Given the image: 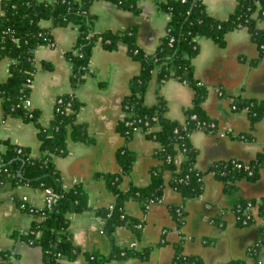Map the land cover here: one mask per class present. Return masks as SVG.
<instances>
[{
    "label": "crops",
    "instance_id": "0c3cea01",
    "mask_svg": "<svg viewBox=\"0 0 264 264\" xmlns=\"http://www.w3.org/2000/svg\"><path fill=\"white\" fill-rule=\"evenodd\" d=\"M208 12L215 18L225 19L236 7L237 0H204ZM139 10H125L109 0H93L91 10L96 14L93 22L95 30L122 29L130 24L137 26V38L141 49L151 53L165 32L169 13L158 7L156 0L138 1ZM3 13L0 1V14ZM47 26L48 20L40 21ZM53 44L37 46L35 59L52 62L50 69H37L34 73L32 89L28 98L31 107L40 111L39 124L45 126L52 119L54 99L59 93L71 90L69 84L70 62L64 53L74 44L77 28L66 26L51 28ZM199 51L193 58V75L207 88L203 107L213 119L215 131L197 129L190 135L192 146L198 149L195 166L205 170L212 161L237 158L249 161L257 156L264 144V118L249 122L245 109H233L235 97L264 99V55L255 63L251 59L258 55L256 43L245 28H235L226 35V44L216 46L204 36L195 37ZM123 42L116 49L107 50L96 44L92 47L89 70L85 79L73 89L82 102L77 118L83 121L94 141L67 139L66 155H56L54 164L60 176L69 187L80 182L88 193L89 208L68 215L69 231L72 240L81 250L65 264H87L85 251H110L112 240L102 230L101 216L96 209L113 202V194L106 188L103 179L93 178L95 171L118 172L115 152L124 144V137L115 130L116 122L123 115L122 96L128 93L129 79L140 70L139 62L131 58ZM14 60L0 58V80L10 73ZM157 68L143 94L146 104H154L157 90L165 99V116L182 121L185 108L192 105L193 89L174 77L157 83ZM0 136L29 146L31 155H39L37 127L33 122L12 115H4L0 97ZM135 152L132 169L124 175L119 186L126 189L130 183L144 186L149 181L148 170L157 163L153 148L157 142L142 133L135 132L126 143ZM181 155H178V161ZM236 187L225 191L221 180L211 172L203 174V190L195 198L183 199L180 193L166 184L160 201L153 203L145 212L135 199L125 202V211L139 218L142 224L141 235L121 224L114 229L113 242L116 246H127L142 250L148 244L153 246L146 257L128 256L112 259L107 264H171L175 242L181 241L183 251L199 254L203 264H231L238 259L242 264H255L246 254L249 244L261 239L264 229L259 230L261 218L254 209V219L246 226L236 225L232 209L234 201L240 198H258L264 195V170H259L255 179L241 178L235 181ZM26 196L27 201L36 207L45 206L44 191L29 184L0 186V264H43L42 252L38 245L19 237L30 231L33 215L22 210L13 195ZM182 203L185 218L181 226L174 222L168 205ZM222 225H217L213 220ZM207 240V241H206ZM263 264V263H261Z\"/></svg>",
    "mask_w": 264,
    "mask_h": 264
},
{
    "label": "trees",
    "instance_id": "16d2710c",
    "mask_svg": "<svg viewBox=\"0 0 264 264\" xmlns=\"http://www.w3.org/2000/svg\"><path fill=\"white\" fill-rule=\"evenodd\" d=\"M0 1L3 10L0 14V58L10 57L14 60L7 78L0 80L3 113L33 122L37 127L40 151L39 155L33 156L29 146L0 136V186L8 183L12 186L29 184L42 191L51 188L57 194L51 205L45 203L41 208L17 193L13 195L17 205L34 217L30 231L19 237L39 246L43 264H65L81 252L72 240L68 215L89 208L88 193L80 182L66 187L53 159L56 155H66L69 137L89 144L94 141L87 125L77 118L82 102L73 89L84 81L92 47L96 44L107 50H115L118 43L123 42L128 55L139 62L140 70L129 79V91L121 98L123 115L115 124L117 133L124 137V144L115 152L120 170L95 171L92 174L94 179H103L106 188L113 194L111 204L96 209L102 218V230L111 238L112 245L108 253L85 251L87 264H107L112 259L128 256L143 260L153 246L160 244H148L141 251L114 244V229L121 224H127L136 237L141 235L142 224L139 218L126 213V201L137 200L145 212L153 203L161 200L166 184L178 191L181 198L192 199L203 190L204 172L213 173L222 181L224 190L230 191L236 187L238 178L255 179L259 170H264V144L257 156L249 161L219 159L212 161L205 170H198L195 166L198 149L190 141L194 130L215 131L216 127L202 105L207 88L193 75V58L199 51L195 37L204 35L216 46H223L229 31L245 27L258 48V55L251 59L255 63L264 55V0H237L235 9L225 19L211 15L204 0H156L158 7L169 13V18L165 23V32L151 53L140 48L135 24L117 30H95L93 22L97 16L91 10L93 0ZM109 1L125 10H139L140 0ZM42 20H48V25L41 26ZM68 23L77 28L74 44L64 53L71 66L68 75L71 90L56 95L52 119L41 126L38 121L39 109L27 105L26 99L32 89L35 71L38 68L50 69L53 64L44 59L36 60L34 50L44 44L52 45L51 28ZM155 68L158 84L174 77L193 89L192 105L185 108L184 120L165 116V99L158 90L154 104L144 102L143 94ZM232 104H235L234 109H245L252 124L264 118V99L235 97ZM134 126H140L143 135L157 142L153 148L157 163L148 170L150 178L144 186L130 183L126 189H122L120 181L132 169L136 157L135 152L126 146L135 133ZM178 155H181L179 161ZM238 162L242 165L248 163L249 169L237 166ZM253 207L263 222L259 230H263L264 195L258 198L238 197L232 206L234 222L240 226L251 223L255 217ZM168 208L174 222L181 226L185 218L183 204L170 203ZM213 221L222 225L217 219ZM181 245V241L173 244L171 264H203L201 255L186 253ZM246 254L253 258L255 264H264V241L258 239L249 244ZM242 263L238 259L231 261V264Z\"/></svg>",
    "mask_w": 264,
    "mask_h": 264
},
{
    "label": "built area",
    "instance_id": "2783aa9c",
    "mask_svg": "<svg viewBox=\"0 0 264 264\" xmlns=\"http://www.w3.org/2000/svg\"><path fill=\"white\" fill-rule=\"evenodd\" d=\"M26 104L31 106V99L30 97L26 99ZM232 108H235V104H232ZM211 125H213V123H211ZM134 132H139V133H143V131L141 130L140 126H134L133 127ZM237 166L239 167H245L247 169H249V165L248 163H244V165L240 164L239 162L237 163ZM247 172H250V170H248ZM44 201H46L47 205H51V203L53 202L54 198L56 197V193L51 189V188H46L44 190ZM24 199H27L26 196L23 197ZM111 206V205H110ZM102 222V220H101Z\"/></svg>",
    "mask_w": 264,
    "mask_h": 264
},
{
    "label": "water",
    "instance_id": "95a60500",
    "mask_svg": "<svg viewBox=\"0 0 264 264\" xmlns=\"http://www.w3.org/2000/svg\"><path fill=\"white\" fill-rule=\"evenodd\" d=\"M20 174H21V172H20Z\"/></svg>",
    "mask_w": 264,
    "mask_h": 264
}]
</instances>
